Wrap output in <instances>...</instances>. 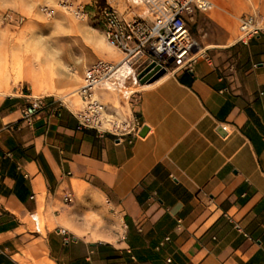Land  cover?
<instances>
[{
	"label": "crops",
	"instance_id": "obj_1",
	"mask_svg": "<svg viewBox=\"0 0 264 264\" xmlns=\"http://www.w3.org/2000/svg\"><path fill=\"white\" fill-rule=\"evenodd\" d=\"M210 1L192 12L204 49L138 86L147 130L131 142L78 126L61 101L71 95L50 87L48 107L26 122L29 66L0 85V264H264V29L240 41L231 1ZM136 5L118 9L145 16ZM99 214L116 230L95 227Z\"/></svg>",
	"mask_w": 264,
	"mask_h": 264
},
{
	"label": "built area",
	"instance_id": "obj_2",
	"mask_svg": "<svg viewBox=\"0 0 264 264\" xmlns=\"http://www.w3.org/2000/svg\"><path fill=\"white\" fill-rule=\"evenodd\" d=\"M119 1L55 0L54 4L80 19H87L95 12L107 45L119 54L117 60L98 58L85 67L76 89L80 100V107L74 111L78 126L91 128L100 135L110 134L117 141L131 142L143 126L135 110L140 99V81L160 69L167 73L193 61L199 44L192 38L185 16L194 10H208L212 3L210 0H131L144 7L145 16H126L118 9ZM41 9L48 15L53 13L49 6ZM3 16L15 23L21 21L11 13ZM261 29L256 15L241 16L238 39L247 42ZM99 89L115 92L122 105L109 106L103 102L97 93ZM48 105L45 97L33 96L21 108L22 118L30 123ZM64 199L70 201L71 192Z\"/></svg>",
	"mask_w": 264,
	"mask_h": 264
},
{
	"label": "rangeland",
	"instance_id": "obj_3",
	"mask_svg": "<svg viewBox=\"0 0 264 264\" xmlns=\"http://www.w3.org/2000/svg\"><path fill=\"white\" fill-rule=\"evenodd\" d=\"M10 1L11 5L0 9V44L3 45L0 47V85L21 80L22 71L29 66L30 73L25 80L30 86L31 77L37 79V85L32 87L36 96L47 94L50 87L57 98L65 93L71 95L67 100L61 98V101L68 102L70 98L74 109L80 107L76 89L81 84L80 77L84 67L98 58L107 59V51L111 50L103 38L98 15L92 12L89 18L80 19L56 7L55 0ZM230 1L231 6L238 11L236 27L241 16L254 14L264 29L261 0ZM43 6L52 8L53 13L46 14L41 9ZM133 9L135 13H141L143 7L136 5ZM210 9L201 12L205 13ZM4 13H11L21 21H8L4 19ZM201 21L202 28L210 31V26L203 19ZM197 22L198 18L189 14L186 24L195 40ZM27 86L24 84L25 91L28 90ZM68 103L71 104L70 101ZM97 219L100 223H94L95 227L103 226L107 232L116 230L117 222H109L103 214L97 215Z\"/></svg>",
	"mask_w": 264,
	"mask_h": 264
},
{
	"label": "water",
	"instance_id": "obj_4",
	"mask_svg": "<svg viewBox=\"0 0 264 264\" xmlns=\"http://www.w3.org/2000/svg\"><path fill=\"white\" fill-rule=\"evenodd\" d=\"M170 61H172V58L169 59ZM163 74H165V70L164 69H160L157 72H155L154 74H150L149 76L143 78L140 83L143 84L144 82L146 83H151L155 80H157L159 77H161ZM147 130L146 126H142L141 130L139 131V135H144L145 132ZM218 131L224 133V131L222 130L221 127H218Z\"/></svg>",
	"mask_w": 264,
	"mask_h": 264
},
{
	"label": "bare ground",
	"instance_id": "obj_5",
	"mask_svg": "<svg viewBox=\"0 0 264 264\" xmlns=\"http://www.w3.org/2000/svg\"><path fill=\"white\" fill-rule=\"evenodd\" d=\"M203 49H204L203 47H199V49H198V51L196 52V54L200 53ZM6 90H7V89H6ZM6 90H2V89H0V93H5ZM61 98H62V99L65 98V99H66V95L61 96ZM66 100H67V99H66Z\"/></svg>",
	"mask_w": 264,
	"mask_h": 264
}]
</instances>
